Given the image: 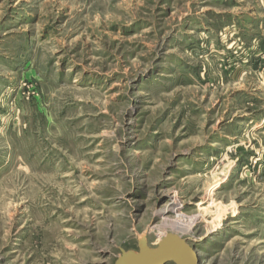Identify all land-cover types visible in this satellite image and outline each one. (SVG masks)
Listing matches in <instances>:
<instances>
[{
    "label": "rangeland",
    "instance_id": "374dc122",
    "mask_svg": "<svg viewBox=\"0 0 264 264\" xmlns=\"http://www.w3.org/2000/svg\"><path fill=\"white\" fill-rule=\"evenodd\" d=\"M166 234L264 264V0H0V264Z\"/></svg>",
    "mask_w": 264,
    "mask_h": 264
},
{
    "label": "water",
    "instance_id": "95a60500",
    "mask_svg": "<svg viewBox=\"0 0 264 264\" xmlns=\"http://www.w3.org/2000/svg\"><path fill=\"white\" fill-rule=\"evenodd\" d=\"M120 254L114 264H198L194 250L179 236L166 234L151 249L144 236L137 241V251L119 250Z\"/></svg>",
    "mask_w": 264,
    "mask_h": 264
}]
</instances>
